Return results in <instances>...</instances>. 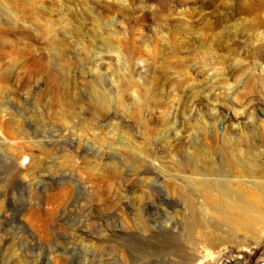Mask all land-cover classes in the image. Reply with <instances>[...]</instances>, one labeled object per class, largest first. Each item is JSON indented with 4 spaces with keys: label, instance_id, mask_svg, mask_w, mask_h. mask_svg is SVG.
I'll use <instances>...</instances> for the list:
<instances>
[{
    "label": "rangeland",
    "instance_id": "obj_1",
    "mask_svg": "<svg viewBox=\"0 0 264 264\" xmlns=\"http://www.w3.org/2000/svg\"><path fill=\"white\" fill-rule=\"evenodd\" d=\"M264 0H0V264H263Z\"/></svg>",
    "mask_w": 264,
    "mask_h": 264
},
{
    "label": "built area",
    "instance_id": "obj_2",
    "mask_svg": "<svg viewBox=\"0 0 264 264\" xmlns=\"http://www.w3.org/2000/svg\"><path fill=\"white\" fill-rule=\"evenodd\" d=\"M264 264V263H263Z\"/></svg>",
    "mask_w": 264,
    "mask_h": 264
}]
</instances>
